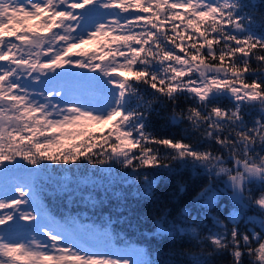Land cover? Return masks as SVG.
I'll return each mask as SVG.
<instances>
[{"label": "snow or ice", "instance_id": "1", "mask_svg": "<svg viewBox=\"0 0 264 264\" xmlns=\"http://www.w3.org/2000/svg\"><path fill=\"white\" fill-rule=\"evenodd\" d=\"M257 7L0 0V264H161L115 248L109 233L74 217L48 215L35 174L78 162L119 164L142 177L146 191L150 177L204 171L227 187L236 211L231 227L217 218L216 231L193 229L194 238L207 257L264 264V15L257 27ZM160 111L184 125V135H155L151 119ZM21 172L29 179L21 182ZM201 196L209 205L216 199ZM246 208L258 210L260 231H241L237 216Z\"/></svg>", "mask_w": 264, "mask_h": 264}, {"label": "trees", "instance_id": "2", "mask_svg": "<svg viewBox=\"0 0 264 264\" xmlns=\"http://www.w3.org/2000/svg\"><path fill=\"white\" fill-rule=\"evenodd\" d=\"M248 2L258 5L253 15L259 27V17L264 15V7H259L261 0ZM183 128L184 125L171 123L163 111L151 119L150 130L157 136L180 138ZM108 167L80 162L70 166L49 164L46 170L35 174L39 203L54 220L63 222L74 217L99 233H109L115 248L139 250L144 258L161 264H196L197 258L212 259L213 264H231L227 253L207 257L193 236V229L202 235L216 231L217 218L232 226L235 201L221 192L220 181L212 180L202 170L186 168L150 177L155 183L146 191L142 177L119 164L104 170ZM19 176L29 179L24 172ZM202 193L215 195L213 204H207ZM251 218L260 221L258 210L246 208L237 216L241 231H260L259 223Z\"/></svg>", "mask_w": 264, "mask_h": 264}, {"label": "rangeland", "instance_id": "3", "mask_svg": "<svg viewBox=\"0 0 264 264\" xmlns=\"http://www.w3.org/2000/svg\"><path fill=\"white\" fill-rule=\"evenodd\" d=\"M20 180H21V182L25 181L21 178H20ZM222 188H223V191H221V192H223L224 194L230 195L231 198L233 199L231 192L227 189V187L223 183H222ZM10 194L15 195V193H10ZM233 201H234V199H233ZM251 219L258 222V220L254 219V218H251ZM21 223H23V222H21Z\"/></svg>", "mask_w": 264, "mask_h": 264}]
</instances>
